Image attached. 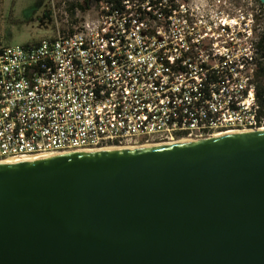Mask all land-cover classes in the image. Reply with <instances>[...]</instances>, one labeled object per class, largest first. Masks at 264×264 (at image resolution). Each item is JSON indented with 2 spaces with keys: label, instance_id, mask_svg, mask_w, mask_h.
Here are the masks:
<instances>
[{
  "label": "built area",
  "instance_id": "1",
  "mask_svg": "<svg viewBox=\"0 0 264 264\" xmlns=\"http://www.w3.org/2000/svg\"><path fill=\"white\" fill-rule=\"evenodd\" d=\"M205 2H62L53 38L0 47V163L264 129L259 39Z\"/></svg>",
  "mask_w": 264,
  "mask_h": 264
},
{
  "label": "water",
  "instance_id": "2",
  "mask_svg": "<svg viewBox=\"0 0 264 264\" xmlns=\"http://www.w3.org/2000/svg\"><path fill=\"white\" fill-rule=\"evenodd\" d=\"M0 264H264V129L0 163Z\"/></svg>",
  "mask_w": 264,
  "mask_h": 264
},
{
  "label": "rangeland",
  "instance_id": "3",
  "mask_svg": "<svg viewBox=\"0 0 264 264\" xmlns=\"http://www.w3.org/2000/svg\"><path fill=\"white\" fill-rule=\"evenodd\" d=\"M64 0H0V46L31 44L51 39L56 34L53 9ZM85 5L84 0H70ZM207 16L222 13L235 18L240 28L247 23L254 41L264 34V14L257 0H206ZM81 12H83L81 10Z\"/></svg>",
  "mask_w": 264,
  "mask_h": 264
},
{
  "label": "trees",
  "instance_id": "4",
  "mask_svg": "<svg viewBox=\"0 0 264 264\" xmlns=\"http://www.w3.org/2000/svg\"><path fill=\"white\" fill-rule=\"evenodd\" d=\"M63 2H65V10L69 13L70 17H74L77 10L85 11L87 9V7H83L81 4L72 3L70 0H64ZM84 3L87 6L88 0H84ZM257 4L262 8L259 0H257ZM257 47L259 51V59H261L262 62L258 64L254 80L256 97L260 107V115L264 118V34L259 38Z\"/></svg>",
  "mask_w": 264,
  "mask_h": 264
},
{
  "label": "bare ground",
  "instance_id": "5",
  "mask_svg": "<svg viewBox=\"0 0 264 264\" xmlns=\"http://www.w3.org/2000/svg\"><path fill=\"white\" fill-rule=\"evenodd\" d=\"M228 134H232V133H224V134H221V135H218V136H224V135H228ZM186 142V141H185ZM28 161V160H27ZM14 162H22V161H19V160H17V161H14Z\"/></svg>",
  "mask_w": 264,
  "mask_h": 264
}]
</instances>
